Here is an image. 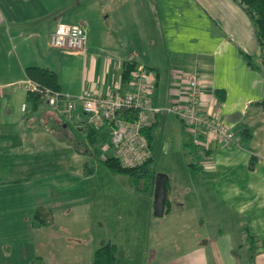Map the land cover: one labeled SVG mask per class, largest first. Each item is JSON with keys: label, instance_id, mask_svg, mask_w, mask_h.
Listing matches in <instances>:
<instances>
[{"label": "crops", "instance_id": "crops-1", "mask_svg": "<svg viewBox=\"0 0 264 264\" xmlns=\"http://www.w3.org/2000/svg\"><path fill=\"white\" fill-rule=\"evenodd\" d=\"M62 3L64 6H60ZM81 4L83 7L79 10ZM111 8L117 15L114 23L106 26L102 22L113 14L109 12ZM118 16H121L123 48L121 46L117 56H102L104 47L119 37ZM158 16L163 23L161 30L151 22L157 21ZM64 19L70 21L67 24L77 23L84 28L86 39L81 51L60 50L44 42L57 23H66ZM143 32L148 40L142 43ZM159 32L165 39L164 47L156 40ZM92 49L98 53L91 54ZM244 53L249 55L252 66ZM78 55L82 57L81 79L63 86L55 70L60 64L56 57ZM156 57H166V63ZM126 61L155 71L153 105L178 99L179 74L197 71L206 81L203 100H209L211 112L227 124L234 135L230 141L211 140L206 148L198 149L191 160L195 168L188 165L190 160L186 161L194 174L192 183L198 194L209 203L207 217L212 216L217 228L199 230L201 233L192 231L183 236L184 246L192 249L189 254L200 255L196 262L165 264H241L240 255L245 253L250 255L249 260L245 259L246 264H264V65L251 20L236 0H0L1 143L7 141L14 147L19 140L33 137L39 141L49 135L63 138L67 133L73 135L75 141L86 144L92 159L100 161L86 141L90 125L79 106L70 117L64 112L62 96L53 106L44 97L34 106L19 81L25 77L34 80L24 69L33 65L53 71L58 83L56 90L61 92L75 94L86 89L104 93L116 83L123 90L126 80L121 79V74ZM17 99L20 100V118L15 117L13 110ZM21 103H24L23 108ZM29 125L37 127L31 130ZM67 125L71 127L70 132ZM244 128L247 131L242 135ZM95 131L99 147L108 139V131L104 124ZM187 138L183 145L192 155L194 147ZM21 149L29 148L24 145ZM82 165L86 166L87 162ZM7 168V164H0V171ZM58 185H63L61 180ZM171 208L167 200L162 211L168 212ZM43 209L51 220V210ZM44 223L43 220L37 226ZM157 229L150 231V247L162 234L163 230ZM200 236L205 239L201 240ZM157 261L155 255L153 264Z\"/></svg>", "mask_w": 264, "mask_h": 264}, {"label": "rangeland", "instance_id": "rangeland-1", "mask_svg": "<svg viewBox=\"0 0 264 264\" xmlns=\"http://www.w3.org/2000/svg\"><path fill=\"white\" fill-rule=\"evenodd\" d=\"M82 7L79 5V10ZM109 12L113 14L102 22L106 26L113 24L117 15L112 8ZM151 22L162 29L160 16ZM118 23L119 37L104 47L102 56L121 53V16ZM142 34L143 43L148 37ZM156 40L163 47L166 44L161 32ZM44 42H48L47 38ZM97 53L96 49L91 50V54ZM56 58L60 64L55 70L63 86L81 79L80 55ZM156 58L166 63V57ZM19 102L17 99L13 104L17 118L21 117ZM36 127L29 125L31 130ZM67 129L71 131L69 125ZM186 137L173 114H159L150 137L147 136L152 152L147 164L151 175L136 184L126 174L111 172L102 162L92 159L86 144L67 133L63 138L49 135L39 141L33 137L19 140L14 144L16 148L0 141L6 146L0 147V164L8 165L6 171H0V264H91L94 249L106 241L116 244L114 264H153L155 255V264L196 262L200 255L189 254L192 249L184 246L183 236L192 231L213 230L217 223L212 216L208 219L209 203L192 183L193 173L186 161L195 157L190 158L192 155L183 145ZM24 145L29 149H21ZM84 161L86 166L82 165ZM85 168L90 171H83ZM158 173L164 175L163 204L169 200L172 208L156 215L153 199ZM59 174L64 176L58 177ZM18 178L21 180L10 181ZM43 208L51 210V220ZM36 210L45 223L33 227L30 224ZM156 228L163 231L150 247V231ZM222 232L225 235L224 225ZM240 257L241 264H246L250 255Z\"/></svg>", "mask_w": 264, "mask_h": 264}, {"label": "built area", "instance_id": "built-area-1", "mask_svg": "<svg viewBox=\"0 0 264 264\" xmlns=\"http://www.w3.org/2000/svg\"><path fill=\"white\" fill-rule=\"evenodd\" d=\"M84 28L77 23H57L47 35L50 46L69 51H81L85 44ZM180 94L164 105H153L151 93L156 74L151 68L137 64L121 90L118 83L104 93L80 90L75 94L61 92L39 84L31 78L21 79L28 92H39L47 103L54 105L57 96L64 99V112L70 117L77 106L86 114V121L94 128L104 124L108 139L100 144V158L111 155L122 167L142 165L152 152L142 129L154 123L159 113H171L180 122L189 142L198 149L206 148L211 140L226 142L233 139L229 126L209 109V100H203L206 81L195 70L179 74ZM24 103H21V108Z\"/></svg>", "mask_w": 264, "mask_h": 264}, {"label": "trees", "instance_id": "trees-1", "mask_svg": "<svg viewBox=\"0 0 264 264\" xmlns=\"http://www.w3.org/2000/svg\"><path fill=\"white\" fill-rule=\"evenodd\" d=\"M241 8L245 11L249 19L251 20L253 32L255 36L256 43L259 48L260 61L264 65V0H236ZM244 57L247 59L248 64H251L249 55L244 53ZM135 63L126 61L124 63L121 79L127 80L130 76L131 70L134 68ZM27 76L34 78L39 84L47 86L51 89H58V83L56 81V75L53 71L48 70L43 67L28 65L24 67ZM28 92V91H27ZM28 98L35 106L39 101L43 100V96L39 92H28ZM96 129V128H95ZM94 127L88 126L86 131V141L89 146L94 150L99 160L111 171V172H122L127 175V178L132 184H136L140 178L146 177V181L151 175L147 164L151 161L149 158L142 165L132 168L122 167L118 160L111 155H107L104 158H100V145L98 147V135L96 134ZM151 129V125L142 129V132L150 137L148 132ZM247 128H244L241 132L242 135L245 134ZM148 140V138H147ZM149 143V141H148ZM252 163V162H251ZM195 163L189 161L188 165L195 168ZM36 210L33 213L31 219V225L37 226L43 222L42 218L39 216ZM116 246L113 242L106 241L103 244L96 247L93 251L91 264H114Z\"/></svg>", "mask_w": 264, "mask_h": 264}, {"label": "water", "instance_id": "water-1", "mask_svg": "<svg viewBox=\"0 0 264 264\" xmlns=\"http://www.w3.org/2000/svg\"><path fill=\"white\" fill-rule=\"evenodd\" d=\"M163 187H164V175L156 174L155 176V189H154V199H153V212L159 215L162 211L163 206Z\"/></svg>", "mask_w": 264, "mask_h": 264}]
</instances>
